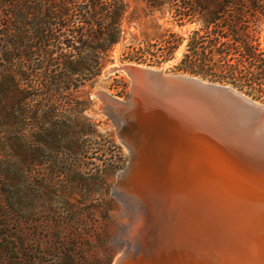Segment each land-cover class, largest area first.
I'll return each instance as SVG.
<instances>
[{"label":"rangeland","instance_id":"obj_1","mask_svg":"<svg viewBox=\"0 0 264 264\" xmlns=\"http://www.w3.org/2000/svg\"><path fill=\"white\" fill-rule=\"evenodd\" d=\"M125 1L123 39L101 75L57 98L64 108L51 117L42 115L38 126L33 120L24 127L5 125L0 116V264H112L121 225L132 223L121 199L119 176L125 177L137 158L109 108L112 98L128 101L132 92L131 77L115 68L140 64L211 81L178 69L185 40L171 58L161 56L160 26L186 38L194 24L178 27L145 0ZM128 45L142 47L147 61L125 59ZM137 134L142 135L140 130ZM17 135L25 140L6 144ZM171 146L163 145L181 150ZM199 161L204 167L229 170L217 161ZM93 249L98 253L90 261Z\"/></svg>","mask_w":264,"mask_h":264},{"label":"trees","instance_id":"obj_2","mask_svg":"<svg viewBox=\"0 0 264 264\" xmlns=\"http://www.w3.org/2000/svg\"><path fill=\"white\" fill-rule=\"evenodd\" d=\"M145 1L178 27L195 25L186 38L160 26L162 59L185 40L179 70L264 99V0ZM126 10L125 0H0L3 124L38 126L42 115L64 108L57 98L101 75L123 39ZM142 50L128 45L125 59L146 62ZM24 140L17 135L6 144Z\"/></svg>","mask_w":264,"mask_h":264},{"label":"bare ground","instance_id":"obj_3","mask_svg":"<svg viewBox=\"0 0 264 264\" xmlns=\"http://www.w3.org/2000/svg\"><path fill=\"white\" fill-rule=\"evenodd\" d=\"M111 100L113 106L123 101ZM156 116L152 111L149 128L159 120ZM143 127L141 136L148 134L153 140L134 144L132 126L120 133L137 158L127 175L119 176L121 199L132 223L121 225L112 264H264V203L258 200L264 178L232 159L202 156V145L183 138L182 127L169 128L171 136L163 140ZM199 160L217 161L229 170L204 167ZM81 224L76 223L80 235ZM95 253L97 249L88 260Z\"/></svg>","mask_w":264,"mask_h":264},{"label":"water","instance_id":"obj_4","mask_svg":"<svg viewBox=\"0 0 264 264\" xmlns=\"http://www.w3.org/2000/svg\"><path fill=\"white\" fill-rule=\"evenodd\" d=\"M115 69L125 70L132 80L130 99L119 102L117 108L109 105L119 133L131 126L135 133L144 126L142 130H150L152 135H158V140H163L171 133L169 128L182 127L183 138L202 145V156L232 159L242 169H251L264 178V103L230 84L194 75L165 74L162 68L140 64ZM152 111L159 120L155 119L154 126L149 128ZM163 117L169 125L162 122ZM137 133L136 145L153 140L148 134L143 138ZM259 194L258 200L264 203V193Z\"/></svg>","mask_w":264,"mask_h":264}]
</instances>
